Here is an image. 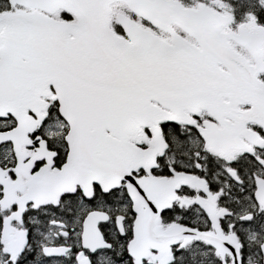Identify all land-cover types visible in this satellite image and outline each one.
Returning a JSON list of instances; mask_svg holds the SVG:
<instances>
[{"label": "snow or ice", "instance_id": "obj_1", "mask_svg": "<svg viewBox=\"0 0 264 264\" xmlns=\"http://www.w3.org/2000/svg\"><path fill=\"white\" fill-rule=\"evenodd\" d=\"M0 264H264V0H0Z\"/></svg>", "mask_w": 264, "mask_h": 264}]
</instances>
